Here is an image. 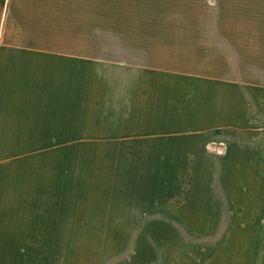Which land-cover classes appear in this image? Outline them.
Masks as SVG:
<instances>
[{"label":"crops","instance_id":"obj_1","mask_svg":"<svg viewBox=\"0 0 264 264\" xmlns=\"http://www.w3.org/2000/svg\"><path fill=\"white\" fill-rule=\"evenodd\" d=\"M197 1L237 17L178 21L174 34L152 35L166 27L151 20L152 0H0V264H38L22 258L39 251L24 236L41 234L24 221L54 218V196L40 200L38 188L55 184L24 180V162L73 139L122 142L129 147L109 154L180 165L209 156L215 142L222 158L245 164L264 123V20L254 16L264 0ZM48 165L42 172L53 174ZM38 203L48 215H24ZM158 218L204 221L184 231L200 237L199 252L171 264H264V211Z\"/></svg>","mask_w":264,"mask_h":264},{"label":"rangeland","instance_id":"obj_2","mask_svg":"<svg viewBox=\"0 0 264 264\" xmlns=\"http://www.w3.org/2000/svg\"><path fill=\"white\" fill-rule=\"evenodd\" d=\"M159 1L152 0L149 15L152 21H162L166 27L160 28L161 33L152 28V35L174 34L173 25L178 21L191 25L193 19L237 17V13L206 10L200 1ZM254 16L264 20V10ZM182 30L186 35L191 32L190 27ZM165 62L171 66L174 61ZM260 116L264 122V104ZM90 126L88 133L93 130ZM259 132L245 164L233 165L222 158L223 152L217 153L211 147L215 142L206 147L209 156L180 165L176 158L156 163L157 159L149 157L112 155L111 147L120 152L129 145H112L108 139L93 138L73 139L69 146L66 143L60 146L62 149L56 147L54 153L24 162V180H37L40 185L42 180L51 179L55 184L51 192L50 188H38V194L33 188V194L41 200L52 193L56 203L53 219L40 216L36 221H24L23 227L36 226L41 234L24 236L32 238V242L38 239L39 251H26L22 258L38 264H171L176 258L193 256L203 244L198 241L200 237L184 231L198 228L204 221L158 217L182 212L264 211V123ZM75 135H80L79 130H72ZM61 143L55 141L56 145ZM50 144L51 141H39L40 149ZM47 164L53 166V174L42 172ZM241 167L247 170L235 171ZM38 213L48 215L45 204L24 206V215L35 218Z\"/></svg>","mask_w":264,"mask_h":264},{"label":"built area","instance_id":"obj_3","mask_svg":"<svg viewBox=\"0 0 264 264\" xmlns=\"http://www.w3.org/2000/svg\"><path fill=\"white\" fill-rule=\"evenodd\" d=\"M211 147L213 149H215L217 151V153H222L223 152L222 144H213Z\"/></svg>","mask_w":264,"mask_h":264}]
</instances>
